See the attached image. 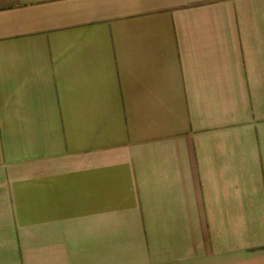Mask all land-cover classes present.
Returning <instances> with one entry per match:
<instances>
[{
	"label": "crops",
	"instance_id": "1",
	"mask_svg": "<svg viewBox=\"0 0 264 264\" xmlns=\"http://www.w3.org/2000/svg\"><path fill=\"white\" fill-rule=\"evenodd\" d=\"M0 264H264V0H0Z\"/></svg>",
	"mask_w": 264,
	"mask_h": 264
}]
</instances>
